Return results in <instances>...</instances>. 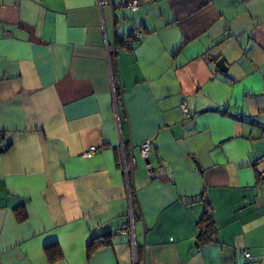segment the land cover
<instances>
[{"label":"crops","instance_id":"1","mask_svg":"<svg viewBox=\"0 0 264 264\" xmlns=\"http://www.w3.org/2000/svg\"><path fill=\"white\" fill-rule=\"evenodd\" d=\"M138 1L0 0V264H264V0Z\"/></svg>","mask_w":264,"mask_h":264},{"label":"built area","instance_id":"2","mask_svg":"<svg viewBox=\"0 0 264 264\" xmlns=\"http://www.w3.org/2000/svg\"><path fill=\"white\" fill-rule=\"evenodd\" d=\"M98 5L100 8H102L105 5H110L112 6L113 9L125 8L128 10L134 11L139 7V1L138 0H124L122 2L115 3L113 2V0H98ZM0 12H1V3H0ZM130 33L137 41H139L144 35L143 31L140 29L132 30ZM107 52L110 56L114 53H117L118 49L116 48L115 44L107 45ZM112 87H113V93H114L115 107H116V110L118 111L119 103L123 101V95L118 94V91L121 90V84H120L119 79L113 75H112ZM183 110L186 114H188V109L185 103H183ZM97 149L98 148L96 146H93L88 151L85 152V155L90 157L97 151ZM121 152H122L121 153V164H122L124 175L126 177L129 197L131 198L132 187H133V175L137 168L136 160L134 157H131V160L127 161V158L125 155V148L123 145L121 146ZM152 152H153L152 151V140L147 139L140 144V154L142 155L144 159L146 160L149 159L152 155ZM147 166L150 168V164H147ZM258 177H259L260 182L264 183V164L258 171ZM127 230L128 228L126 229V231ZM243 254L248 260L251 259V253L249 252V250L247 249L244 250ZM134 263L141 264L137 258L136 251L134 255Z\"/></svg>","mask_w":264,"mask_h":264},{"label":"trees","instance_id":"3","mask_svg":"<svg viewBox=\"0 0 264 264\" xmlns=\"http://www.w3.org/2000/svg\"><path fill=\"white\" fill-rule=\"evenodd\" d=\"M136 29H138V28H133L125 36L116 38L115 46L118 49V51L121 49L131 50L133 48V46L135 45V43H137L141 40L140 39L139 41H137L130 33L132 30H136ZM181 47H182V45L179 47V49L177 51H179ZM114 54H116V53H114ZM119 95H123V94L120 93ZM18 208H20V207H18ZM18 215H19V218L24 217L22 211H19ZM198 229H199L198 239H199L200 243H205V242L209 241L215 235V233L217 231V225H216V222H215L214 216H213V208L208 202H206V208H205V211L203 213V216L198 221ZM104 237L106 238L108 236L105 235Z\"/></svg>","mask_w":264,"mask_h":264},{"label":"water","instance_id":"4","mask_svg":"<svg viewBox=\"0 0 264 264\" xmlns=\"http://www.w3.org/2000/svg\"><path fill=\"white\" fill-rule=\"evenodd\" d=\"M217 65H218V67H219L220 70H222V71H226V70H227V66H226V64H225L223 58H220V59L217 61ZM146 161H147V162H150V158L147 159ZM197 165H198V168L201 170L200 165H199L198 162H197Z\"/></svg>","mask_w":264,"mask_h":264}]
</instances>
